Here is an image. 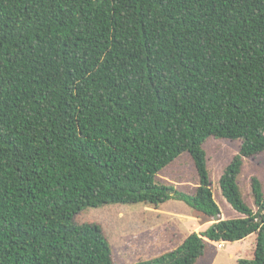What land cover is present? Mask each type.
<instances>
[{
	"label": "trees",
	"instance_id": "trees-1",
	"mask_svg": "<svg viewBox=\"0 0 264 264\" xmlns=\"http://www.w3.org/2000/svg\"><path fill=\"white\" fill-rule=\"evenodd\" d=\"M240 142L219 185L242 215L222 220L204 145ZM264 153V0H0V264H114L88 208L170 200L213 224L139 264H197L208 243L256 234L237 180ZM194 194L160 184L182 155Z\"/></svg>",
	"mask_w": 264,
	"mask_h": 264
},
{
	"label": "rangeland",
	"instance_id": "rangeland-1",
	"mask_svg": "<svg viewBox=\"0 0 264 264\" xmlns=\"http://www.w3.org/2000/svg\"><path fill=\"white\" fill-rule=\"evenodd\" d=\"M240 142L210 139L204 150L214 200L222 220L242 218L226 202L219 185L224 169L238 154ZM262 183L264 194V153L245 159L237 185L243 202L256 211L251 196V178ZM160 184L172 186L186 194H194L199 177L190 156L185 154L163 170L157 178ZM75 222L97 224L103 231L112 252L114 264H139L154 260L177 249L192 233L206 231L213 222L203 221L183 202L170 200L158 207L147 204L107 205L82 211ZM257 235L233 244L209 242L204 257L197 264H238L254 258Z\"/></svg>",
	"mask_w": 264,
	"mask_h": 264
}]
</instances>
